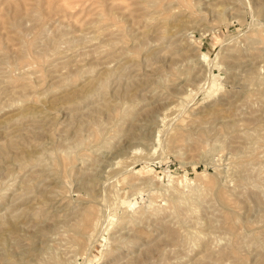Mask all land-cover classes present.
<instances>
[{
    "label": "rangeland",
    "instance_id": "obj_1",
    "mask_svg": "<svg viewBox=\"0 0 264 264\" xmlns=\"http://www.w3.org/2000/svg\"><path fill=\"white\" fill-rule=\"evenodd\" d=\"M0 264H264V0H0Z\"/></svg>",
    "mask_w": 264,
    "mask_h": 264
},
{
    "label": "bare ground",
    "instance_id": "obj_2",
    "mask_svg": "<svg viewBox=\"0 0 264 264\" xmlns=\"http://www.w3.org/2000/svg\"><path fill=\"white\" fill-rule=\"evenodd\" d=\"M202 59H203V58H202ZM45 170H46V169H45ZM8 224L10 225V224H12V223L10 222V223H8ZM8 224H5V225L3 226V231H7V230H8V231H9V230L11 231V230L13 229V228H12L13 224H12V226H9ZM8 226H9V227H8ZM13 227H14V226H13ZM9 228H10V229H9ZM6 229H7V230H6ZM13 230H14V229H13ZM13 230H12V231H13ZM3 233H4V232H3Z\"/></svg>",
    "mask_w": 264,
    "mask_h": 264
}]
</instances>
